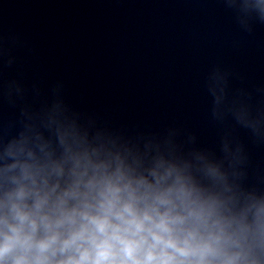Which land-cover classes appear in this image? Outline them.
Listing matches in <instances>:
<instances>
[{"label": "water", "instance_id": "water-1", "mask_svg": "<svg viewBox=\"0 0 264 264\" xmlns=\"http://www.w3.org/2000/svg\"><path fill=\"white\" fill-rule=\"evenodd\" d=\"M262 9L0 0V136L63 123L129 162L217 165L233 189L264 195Z\"/></svg>", "mask_w": 264, "mask_h": 264}, {"label": "clouds", "instance_id": "clouds-1", "mask_svg": "<svg viewBox=\"0 0 264 264\" xmlns=\"http://www.w3.org/2000/svg\"><path fill=\"white\" fill-rule=\"evenodd\" d=\"M36 127L0 136V264H264V195L219 166L129 162Z\"/></svg>", "mask_w": 264, "mask_h": 264}]
</instances>
